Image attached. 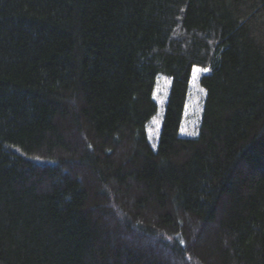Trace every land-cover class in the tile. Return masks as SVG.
Listing matches in <instances>:
<instances>
[{
    "label": "trees",
    "instance_id": "1",
    "mask_svg": "<svg viewBox=\"0 0 264 264\" xmlns=\"http://www.w3.org/2000/svg\"><path fill=\"white\" fill-rule=\"evenodd\" d=\"M0 264H264V0H0Z\"/></svg>",
    "mask_w": 264,
    "mask_h": 264
},
{
    "label": "rangeland",
    "instance_id": "2",
    "mask_svg": "<svg viewBox=\"0 0 264 264\" xmlns=\"http://www.w3.org/2000/svg\"><path fill=\"white\" fill-rule=\"evenodd\" d=\"M205 73L206 71L200 68H194L191 71L183 119L180 128L181 137L195 138L197 136L205 97V93L199 85V80ZM169 86L170 80L161 76L157 78L153 92V101L157 106V113L149 122L146 129L147 138L153 148L157 145L161 118ZM36 162L38 164L43 163L41 160H36Z\"/></svg>",
    "mask_w": 264,
    "mask_h": 264
}]
</instances>
